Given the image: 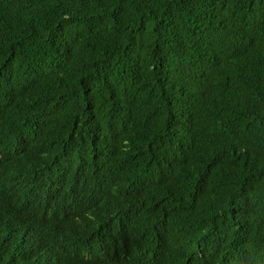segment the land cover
I'll list each match as a JSON object with an SVG mask.
<instances>
[{
  "label": "trees",
  "instance_id": "obj_1",
  "mask_svg": "<svg viewBox=\"0 0 264 264\" xmlns=\"http://www.w3.org/2000/svg\"><path fill=\"white\" fill-rule=\"evenodd\" d=\"M0 264H264V0H0Z\"/></svg>",
  "mask_w": 264,
  "mask_h": 264
}]
</instances>
